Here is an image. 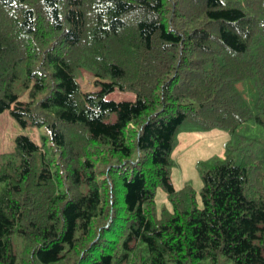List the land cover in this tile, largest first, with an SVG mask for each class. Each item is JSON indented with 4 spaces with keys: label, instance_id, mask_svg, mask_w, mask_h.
Masks as SVG:
<instances>
[{
    "label": "trees",
    "instance_id": "trees-1",
    "mask_svg": "<svg viewBox=\"0 0 264 264\" xmlns=\"http://www.w3.org/2000/svg\"><path fill=\"white\" fill-rule=\"evenodd\" d=\"M3 110L49 144L0 158V264H264L263 158L201 162L200 205L169 175L181 125L264 127V0H0Z\"/></svg>",
    "mask_w": 264,
    "mask_h": 264
},
{
    "label": "rangeland",
    "instance_id": "rangeland-1",
    "mask_svg": "<svg viewBox=\"0 0 264 264\" xmlns=\"http://www.w3.org/2000/svg\"><path fill=\"white\" fill-rule=\"evenodd\" d=\"M241 1V0H231ZM76 79L82 91L96 90L94 77L87 70L78 69ZM246 83V82H245ZM244 93L247 99L254 97L250 86H244ZM14 90L19 94L20 100H26V90H23L19 83H16ZM105 98L113 100H133L134 93L115 89L108 93ZM252 102V99H249ZM17 135H26L37 145L44 142L49 144V132L45 126L21 127L12 118L9 110L0 112V158L1 160L11 154L14 150V138ZM45 137V140L43 139ZM47 138V139H46ZM264 127L255 122L252 118L245 120L237 126L234 131L213 127L201 129L191 124H183L175 135V144L171 151L173 164L170 168V180L175 189L184 185H190L196 193V201L200 205L199 191L201 188L200 164L204 161H211L214 158H223L225 149L233 147L232 151L235 160L241 152L254 153L264 159ZM170 204L160 187L155 189V208L159 214L160 209ZM14 247L20 248V240L13 236ZM196 264H233L230 260L220 256L216 262L208 260L199 261Z\"/></svg>",
    "mask_w": 264,
    "mask_h": 264
}]
</instances>
